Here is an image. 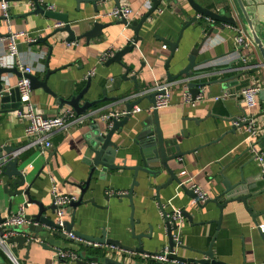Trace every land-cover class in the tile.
I'll list each match as a JSON object with an SVG mask.
<instances>
[{"label": "crops", "instance_id": "obj_1", "mask_svg": "<svg viewBox=\"0 0 264 264\" xmlns=\"http://www.w3.org/2000/svg\"><path fill=\"white\" fill-rule=\"evenodd\" d=\"M7 1L12 31H24L28 38L35 39L50 33L51 29L48 25H53L54 21L43 14L29 13L33 8L31 0ZM120 1L124 0H118ZM126 1L132 9L128 22L138 20L148 10L144 6L147 0ZM196 1L213 11L222 9L226 12L234 11L233 0ZM39 2L46 8L48 5L51 6L50 10L66 13L76 34L89 29L91 21H100L109 25L103 28L100 36L91 39L80 38L65 42L66 33L49 37L47 42L52 45L49 56L48 47L45 44L38 42L29 46L26 37L21 38L19 44L22 51L18 53L19 62L32 65L33 74L43 79L46 59L49 57L48 67L55 69V72L48 77L47 83L59 96L68 97L78 92L85 86L89 77L90 87L82 101L101 98L102 91L105 96L116 97V100L105 101L90 108L85 113L88 117L82 124H71L64 129L54 130L49 137L51 146L43 150L40 146L33 144V137L25 136L26 122L15 116V112L7 120L0 117L2 120L0 144L21 146L20 167L25 169L27 181L33 180L31 188L33 198L41 200L45 205L51 204V191L54 187L59 194L78 197L80 189L76 185L83 182L89 173L86 157H90L91 153L87 149L86 135L89 133L90 120L96 118L103 121L100 118L101 114L125 111L127 102L146 95L145 93L155 89L159 84H166V89L170 92L168 106L158 109V122L164 135L175 137L182 150L194 149L193 152L182 156L180 164L172 163L181 179L186 176L191 177L192 181L206 192L208 198H211L224 189L222 175L233 183L238 180L239 167H242L245 177L260 174L259 165L252 159L253 156L248 149L246 140L248 134L245 127L238 128L235 132H227L232 123L225 121L224 118L237 113L238 98L215 101L205 97L195 104L185 102L183 98L185 83H181V80L169 82L167 70L164 68L165 60L170 52L168 45L160 38L174 41L183 23L196 16L197 20L184 29L180 40L183 60L181 64H176L173 58L168 69L170 73H176L186 64L187 54L192 47L199 44L209 25L218 28V32L211 33L198 52L197 61L207 60L203 65L204 69L212 73V67L219 68L232 63L233 70L223 76L235 74L240 66L253 69L262 62L261 55L256 47L250 50L237 49L234 45L235 32L232 26L213 22L197 14L186 0H164L158 7L161 12L152 13L140 27L141 39L137 41L132 52L125 54L121 59V62L130 66L128 76L136 75V81L141 88L140 92H137L132 79L122 77L124 68L120 64L115 61L106 63L116 50L134 41L132 29L119 23L118 18L105 14L118 4L115 0H102L96 5L88 2L77 3L76 0H39ZM0 15H2L1 12ZM236 26L243 25L238 22ZM0 32H8L6 22L2 19H0ZM163 44L167 45L165 49L162 48ZM6 45L5 37L0 40L1 52H6ZM180 49L178 48L176 52ZM108 50L113 51L112 55L101 61L100 55ZM241 54L245 56L244 59ZM2 63L7 64L4 60ZM3 77L6 80V88L15 86L20 78L17 73H8ZM217 77L209 76L204 80ZM242 79L243 85L250 81L264 88V67H260L258 71L246 73ZM210 91L218 94V84H214ZM30 100L35 110L46 116L58 114L69 108L67 105L60 107L59 103H56L55 99L41 88L32 91ZM135 106H138L140 110L132 113L131 120L123 127L122 132L116 131L112 136V140L119 146L115 157V162L118 164H122L123 158L128 166L136 164L133 159L138 155V146L133 138L141 128L142 120L151 110L150 103L145 97ZM250 112L257 116L258 136L255 142L261 149L264 145V140H261L263 134L261 127L264 126L262 114L264 100H261L259 95H257L256 105ZM181 170L186 171L185 176L179 174ZM97 173L98 171L94 174L95 178ZM167 177L164 171L156 179L139 171L136 175L138 184L133 188L132 204L128 198L117 195L128 192L134 178L133 170H118L104 180L94 178L83 196L84 200L92 199L93 202L78 206L73 217L72 212L67 209L65 217L73 218V229L83 234L100 237L104 233L107 238L120 240L128 246H137V240L130 236L132 216L135 233L149 234L141 238L143 247L148 251L147 254H154L161 252L168 245L165 219L159 205L161 203L165 206L168 201H171L174 206L186 210L192 216L191 220L185 216L181 226L182 247H179L178 255L187 258L202 257L201 254L194 253L189 248L206 250L215 236L212 250L217 260L228 264H264V240L260 235L262 231L257 228V224L254 223L242 202L233 201L223 208L220 227L217 229L214 221L218 219L220 211L215 204L207 205L208 212L199 210L195 201L184 190L176 189L175 182L159 190L155 189ZM24 200L23 197H16L11 207L12 215L16 213ZM7 206L8 196L0 187L1 216H7ZM164 208L169 209L166 206ZM36 210L37 207L31 204L25 212L33 213ZM46 213L50 215V210H46ZM253 215L258 224L264 223V195L260 202L254 205ZM51 216L55 219V213ZM35 237L49 247L46 248L34 241L27 250L26 243L22 248L17 243H7V249L12 258L1 250L0 264H68L66 260L59 261L54 249L76 251L80 247L86 255L99 256L101 263L105 257L125 264H150L154 260L145 256L147 255L145 253L129 252L94 243L83 245L48 232H38Z\"/></svg>", "mask_w": 264, "mask_h": 264}, {"label": "water", "instance_id": "obj_2", "mask_svg": "<svg viewBox=\"0 0 264 264\" xmlns=\"http://www.w3.org/2000/svg\"><path fill=\"white\" fill-rule=\"evenodd\" d=\"M33 3V8L31 12L34 14H43L47 18L53 20L54 22L61 23L60 26L51 27V31L46 36L39 37L34 41L30 42L28 45L33 46L38 42L45 44L48 47V56L51 53L52 45L47 42V39L51 36H56L59 33H66L64 38L65 42L75 41L80 38L91 39L98 37L102 34L103 28L107 27L109 23H102L100 21H91V27L80 34H76V30L71 26V20H69L68 15L63 12L56 10L46 9L39 0H31ZM77 3L88 2L96 5L97 2L102 0H76ZM118 3V0H115ZM164 0H151V7L138 19L132 22L121 18L119 23L125 25L127 28L132 29L134 32V41L132 44H128L116 50L114 54L107 59L106 63L115 61L124 68L123 78L132 79L135 85V90L140 92V86L136 81V75L128 76L130 72V66L121 62L122 57L132 52L135 44L141 39L139 36V29L142 24L147 20V18L154 13L157 8L161 5ZM177 1V0H174ZM234 11L229 12L224 9L220 11H213L205 6H202L196 0H186L189 6L199 15L205 18L221 23L222 25L236 26L238 22L243 25L246 33L253 41L255 47L258 49L262 62L257 64L256 67L247 68L245 66H240L235 74L229 76H223L233 70L232 63H228L223 67H212V73L207 72L204 69V64L207 60L197 61V55L204 44L205 40L211 35V33H217L218 28H213L209 25V28L201 38L198 45L192 47L186 56V64L183 65L176 73H170L168 71L170 62L174 58L177 62L176 64L182 62L183 55L182 49H180V40L183 36L184 29L191 25L197 20L194 16L188 21L184 22L179 30L177 38L172 41L167 38H160L163 42L168 45L169 56L165 60L164 68L167 70V80L170 82L175 80H181V83H185V90L188 91L192 98L197 94L202 93L206 98L215 101H223L230 98H238L239 103L237 106V113L230 114L225 121L232 123L230 130L227 132H235L238 128H243L248 124V116L246 109L241 104L242 88L248 86L250 81L246 84H242V77L246 73H252L258 71L260 67H264V0H233ZM0 19L5 20L3 15H0ZM49 26V25H48ZM8 36L7 33L0 32V40ZM180 49L179 52H176ZM22 51V47L18 44L17 54L14 57H10L5 51H0V117L7 120L9 116L16 110H22V103L20 102V94L16 86H9L6 88V80L4 75L8 73H17L20 77H27L30 81V87L34 89L41 88L45 93L52 96L56 103H59L60 107L64 105L72 108L76 114H85L90 108L95 105L105 102L114 101L116 97H107L104 95L101 98L96 99H86L83 100L84 95L87 93L90 87V78H87L85 86L78 92L71 94L68 97L59 96L54 92L47 83L48 77L55 72V69H50L48 67V58L46 59V71L44 73L43 79L38 78L32 73H21L17 68L18 53ZM245 56H243V59ZM6 61L7 64L4 65L2 61ZM10 62V63H9ZM221 75V77L219 76ZM209 76H218L214 79L204 80ZM214 84H218L219 92L218 94H213L210 89ZM208 89V90H206ZM164 92V89H152L149 90L146 95L139 97L131 102L125 104L126 114L120 118H112L110 121H99L96 118L90 120L89 133L86 135L87 138V149L91 153L90 157H86V162L89 165V173L87 178L77 184L76 186L80 189V194L75 200L68 204V209L72 212V217L75 214V209L83 203L93 202L92 199L84 200V193L89 188L92 179H94V174L98 171L96 180H104L108 175L116 173L118 170L131 169L133 170L134 178L132 179L131 185L128 192L125 194H118L117 196L126 197L132 204L133 188L138 184L136 181V175L139 171L145 172L148 176L156 179L164 171L167 174V179L155 187L156 190L160 188L171 185L173 182L176 184L181 182V178L177 175L175 168L172 163L180 164L182 156L191 153L194 149L182 150L177 139L173 136L167 137L164 135L158 122V109H152L151 112L142 120L141 128L133 138V141L138 146V155L135 156L133 160L136 164L128 166L125 164V158L122 160V164L115 162V157L117 155L118 144L112 140L113 134L117 132H122L123 127L131 120L132 109L135 105H138L142 98L145 97L150 104L155 103L156 96ZM212 93V94H211ZM142 95V94H141ZM261 100H264V88H261L258 92ZM264 115V112H262ZM210 113L208 114V116ZM257 116L253 115L252 118L256 119ZM0 119V124H1ZM263 134L261 140H264V126L261 127ZM215 141V140H214ZM212 141V142H214ZM21 146H12L9 144H0V187L3 192L8 196V211L7 216L0 215V224L9 216L12 215L11 207L16 199V197L25 198L22 203L26 208L33 204L37 207L36 212L26 213L25 219L28 223L22 225L21 227H14L16 234L9 239L7 243H17V245L22 248L26 243V248L30 247L32 242L36 241V233L38 232H48L52 235H57L61 238L67 240L81 243L83 245H90L89 243H94L97 245H107L115 246L117 248L137 253H145L148 251L143 247L142 237L148 236L147 234H136L133 226V218L131 216V233L130 236L137 240V246H128L123 244L120 240L107 238L106 234H102L100 237H94L91 235L83 234L80 231L74 230V220L73 218L66 219L64 222V227L66 231L71 232L76 238H70L60 231H56L59 228L55 224V219L51 216L55 213V205L53 202L49 205H45L41 200L33 198L31 196V188L33 180L27 181V173L24 168L20 167L22 161L19 157V150ZM264 152V145L261 148ZM255 160L254 157H252ZM141 164H140V163ZM139 163V164H138ZM222 185L224 187L222 192L218 195L208 198L206 201L201 202L197 199L196 194L188 188L187 184H181L180 188L184 190L196 203L199 210L203 212H208L207 205L209 203L215 204L216 208L220 211L218 219L215 220L217 224V229L220 227V221L222 218V210L230 202H242L245 209L251 214L255 224H258L255 216L253 215V208L255 204H258L264 195V175L254 174L245 177L242 172V167L238 168V180L230 183L229 179L222 175ZM83 184V185H82ZM107 198V197H106ZM161 205V203H160ZM132 207V205H131ZM46 210H50V215L46 213ZM162 212L165 209L162 208ZM184 216L188 220L192 219V216L186 210H183ZM165 218V217H163ZM165 230L168 239V245L170 249L174 246L172 241V228L168 224L167 220L164 221ZM175 227V226H174ZM173 227V228H174ZM6 229L5 226H0V234ZM261 238L264 240V233H260ZM214 237L206 250H200L195 248H189L191 251L197 254H201L202 257L192 256L183 257L180 255H168L169 258L177 259L179 261L194 262L197 264H228L221 260H217L214 256L212 250V243ZM38 242V241H36ZM42 246L48 248L49 246L45 243L38 242ZM182 247V244L179 246ZM184 247V246H183ZM56 251V249H54ZM78 259L75 264H87V262L95 261L100 262L99 256L86 255L85 251L80 249L77 251ZM59 261H65V259L58 256ZM104 264H125L118 260H114L109 257H105L103 260Z\"/></svg>", "mask_w": 264, "mask_h": 264}, {"label": "built area", "instance_id": "obj_3", "mask_svg": "<svg viewBox=\"0 0 264 264\" xmlns=\"http://www.w3.org/2000/svg\"><path fill=\"white\" fill-rule=\"evenodd\" d=\"M146 9L151 7V0H147L144 4ZM51 6H47L46 9H51ZM157 12H161V9L158 8ZM0 12L5 17L6 26L8 28V36L7 45H6V53L10 57H14L17 54L19 40L21 38L26 37L27 42H32L35 38H28L27 33L24 31H12L10 29V22H9V4L7 0H0ZM105 14L113 16L114 18H124L129 20L130 16L132 15V9L129 3L124 0L118 2L117 5L113 6L110 10H108ZM61 23L54 22L53 25H49L48 27H57L60 26ZM230 26V25H228ZM231 27V26H230ZM234 29V45L237 49L245 48L250 50L255 47L253 41L246 33L243 26H232ZM167 45L163 44L162 48H166ZM113 51L108 50L103 52L99 59L101 61L107 59L112 55ZM241 57L242 54H241ZM17 68L21 73H34V68L32 65H24L17 61ZM17 87L19 94H20V102L22 103V110H16L15 116L18 118L23 119L26 124L24 127V134L28 137H33V144L40 146L43 150L44 148H48L51 146V142L49 137L51 133L56 129H64L71 124H82L88 115L86 114H76V112L72 108H66L65 110L59 112L55 115H42L41 113L37 112L30 100L31 94L33 89L30 87V81L27 77L21 76L17 83L15 84ZM263 88L258 83H250L248 86L242 88L241 95H242V104L246 109L247 116H248V124L245 126V130L247 132V143L248 149L250 154L255 158L257 161L260 173L264 175V152L257 146L255 140L258 136L257 131V124L256 119L252 118L253 114L250 112L251 108L256 105L257 103V95L259 90ZM155 89H164V92L158 94L155 99L154 104H150L149 109H159L168 106L170 101V92L166 89V84H159L156 86ZM184 101L190 104H195V102L202 100L205 96L200 93L197 94L194 98L191 97L188 91H184ZM140 108L138 106H134L132 112L139 111ZM126 114V111L121 112H109L106 114H101L100 118L103 121H110L112 118H120ZM180 175L185 176L186 171L181 170L179 172ZM187 184L188 188L191 189L197 196V199L201 202H204L208 199V195L206 192L200 188L197 184L192 181V178L186 176L185 178L181 179V182L176 185V189H180L181 184ZM125 193V192H119ZM52 202L55 205V224L59 227L56 228V231H60L66 236L70 238H76L71 232L66 231L64 227V222L66 220L65 214L68 209V204L75 200L76 197L74 195H66V194H59L54 187L51 191ZM168 207V210L162 212V208ZM159 205L161 208V214L164 219L167 220L168 224L172 228V241L174 242V246L170 249L169 245H166L161 252L154 253V254H147L148 258L158 260L160 262L171 263V264H197L194 262H185L179 261L177 259L169 258L168 255H177L179 246L181 245V226L185 221V216L183 214V210L180 207L174 206L171 201H168L166 205ZM26 207L21 204L18 207V210L14 215H11L5 219V221L0 224V226H5L6 229L0 234V251L3 250L8 254L10 258H12L9 250L7 249V239L14 236L16 234L14 227L22 226L28 221L25 219L26 214ZM175 226V227H174ZM174 227V228H173ZM257 228H259L262 232L264 231V223L257 224ZM38 242H42L41 240L36 239ZM91 244V243H89ZM97 245V244H95ZM110 247H115L111 246ZM56 254L61 258L65 259L68 264H73L78 259L77 252L73 249H56ZM87 264H103L101 262L89 261Z\"/></svg>", "mask_w": 264, "mask_h": 264}, {"label": "trees", "instance_id": "obj_4", "mask_svg": "<svg viewBox=\"0 0 264 264\" xmlns=\"http://www.w3.org/2000/svg\"><path fill=\"white\" fill-rule=\"evenodd\" d=\"M82 247H80L79 249H77L76 250V252L78 251V250H80ZM150 264H171V263H165V262H160V261H158V260H153V262H151Z\"/></svg>", "mask_w": 264, "mask_h": 264}]
</instances>
